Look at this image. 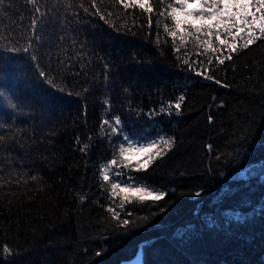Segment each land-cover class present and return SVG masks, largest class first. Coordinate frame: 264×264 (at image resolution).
Returning <instances> with one entry per match:
<instances>
[{
    "label": "trees",
    "instance_id": "obj_1",
    "mask_svg": "<svg viewBox=\"0 0 264 264\" xmlns=\"http://www.w3.org/2000/svg\"><path fill=\"white\" fill-rule=\"evenodd\" d=\"M81 5L94 11L87 0H37L47 15L36 35L34 5L0 8V264H119L139 252L144 264H264V39L245 49L246 32H221L240 49L225 59L215 35L214 52L203 34L168 37L170 20L158 27L155 13L149 28L138 7L98 0L105 22ZM29 40V52L9 50ZM181 95L179 112L147 115ZM116 115L137 144L174 137L146 171L127 173L166 193L157 203L122 210L109 199L100 169L123 140L109 143L99 125ZM109 206L132 223L117 225Z\"/></svg>",
    "mask_w": 264,
    "mask_h": 264
},
{
    "label": "snow or ice",
    "instance_id": "obj_2",
    "mask_svg": "<svg viewBox=\"0 0 264 264\" xmlns=\"http://www.w3.org/2000/svg\"><path fill=\"white\" fill-rule=\"evenodd\" d=\"M27 3L32 5H37V0H26ZM91 9L94 11L90 12L88 7H81L83 11L91 15L97 16L100 20L109 22V16L102 11L101 7L98 6V0H87ZM102 2V0H101ZM116 3L122 5L125 9L128 8H139L143 10L147 15L148 27L153 26L152 15L155 13L157 15V26L159 27L160 18L170 20L171 28L169 23L163 24V30L168 37L175 39L179 34L180 40L183 42L186 37L195 36L199 41L200 34L208 37L209 39L200 41L205 44L209 49L216 51L213 48L211 37L213 35L219 40L222 46H226L230 49L228 55L225 59H231L233 53H237L240 49L238 48V43L229 42L227 39L221 38V32L225 33L227 36L239 38L247 33V39L244 42V48H248L253 45L256 41L264 39V0H116ZM5 4V0H0V8ZM33 15L31 17L30 30L33 35H36L38 25L43 22L47 15V9L41 11L39 6H35ZM127 24V20H125ZM133 26H136L133 21ZM112 27H115L113 24ZM258 33V34H257ZM0 36V39H3ZM39 39V37H36ZM160 37L157 35V40ZM32 41H28V47L23 49L18 47H12L9 50L12 52H29L32 48ZM179 51V49H177ZM31 59L36 61L38 57L32 55ZM219 59V57H217ZM222 64L224 60H219ZM63 64V61L60 62ZM183 63L188 64L187 60ZM211 63V61H209ZM68 67L67 65H64ZM107 67V65H105ZM39 76L43 78L46 83L50 86L55 87L53 78L50 73L44 69L39 68ZM204 76L206 73L204 71L199 73ZM207 79L212 80L214 77L211 75L206 76ZM216 83H221V81H215ZM227 86V85H225ZM64 92V88L58 89ZM83 91H88L87 88ZM71 94V93H69ZM80 95V93H76ZM185 97L183 95L176 98L175 102H169L167 106H161L159 111L155 109L150 110L147 115L154 117L161 115L165 112L171 115L172 110L179 112L181 109V104L183 103ZM105 112L111 110L110 100L105 99L104 101ZM212 117H209L211 120ZM101 136H107L109 143H111L112 138L116 137L120 139L122 137L123 142L112 147V158L107 161L106 164L101 165V179L103 182H108L110 184L109 199L112 200L114 197H120L119 207L123 210L126 204L141 203L151 201L152 203H157L164 198L166 193L163 191H153L150 187H145L144 182H140L139 186L135 185L133 177L127 173L130 171H146L151 164L155 162L156 159L161 158L166 154V150H170L174 145V137L158 136L157 139L151 140L147 146L141 145L139 148H133V143H139V141H133L130 135L124 134L123 121L119 115L114 116L112 120L103 119L99 125ZM109 131H105V129ZM15 139V137H13ZM91 140V137H88ZM79 140V138H77ZM5 137L0 135V144H3ZM128 145L126 148L125 145ZM89 148L88 144H84L81 148V152H87ZM127 170V171H125ZM115 176V181L112 177ZM32 181H38L39 177L33 175L30 177ZM20 181L17 180L16 183ZM103 187V185H101ZM199 195L200 193H196ZM81 200H84L83 195L80 196ZM163 210V209H162ZM107 211L111 214V219H113L117 225L128 226L132 223L130 219H122L120 213L114 208L109 206ZM127 216L128 213H125ZM2 252L5 255H11L13 249L9 248L6 244L2 246ZM99 255V253H98Z\"/></svg>",
    "mask_w": 264,
    "mask_h": 264
},
{
    "label": "water",
    "instance_id": "obj_3",
    "mask_svg": "<svg viewBox=\"0 0 264 264\" xmlns=\"http://www.w3.org/2000/svg\"><path fill=\"white\" fill-rule=\"evenodd\" d=\"M119 264H144L142 253L139 252L136 257L123 260Z\"/></svg>",
    "mask_w": 264,
    "mask_h": 264
},
{
    "label": "rangeland",
    "instance_id": "obj_4",
    "mask_svg": "<svg viewBox=\"0 0 264 264\" xmlns=\"http://www.w3.org/2000/svg\"><path fill=\"white\" fill-rule=\"evenodd\" d=\"M140 146H141V145H140V144H137V143H133V144H132V147H133V148H139ZM143 146H147V145H143ZM127 147H128V146H127ZM127 147H126V148H127Z\"/></svg>",
    "mask_w": 264,
    "mask_h": 264
}]
</instances>
